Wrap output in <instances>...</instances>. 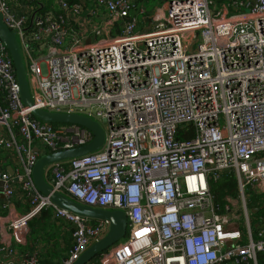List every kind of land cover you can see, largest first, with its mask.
I'll return each mask as SVG.
<instances>
[{
	"label": "built area",
	"instance_id": "1",
	"mask_svg": "<svg viewBox=\"0 0 264 264\" xmlns=\"http://www.w3.org/2000/svg\"><path fill=\"white\" fill-rule=\"evenodd\" d=\"M37 1L0 0L34 101L24 105L0 40V125L7 131L0 148L21 160L13 175L0 170V264H41L38 252L20 249L30 223L47 210L72 233L62 264H74L110 229L109 221L61 209L36 188L41 156L94 137L78 125L41 123L35 109L83 115L105 130L99 151L45 170L56 191L127 216L124 240L89 264H259L264 227L253 233L248 201H264V0H170L144 33L136 0H96L105 17L90 22L91 35L72 25L84 16L80 3L55 0L56 13L39 15L31 7ZM226 173L235 175L239 194L221 208L210 180ZM18 197L29 204L21 214Z\"/></svg>",
	"mask_w": 264,
	"mask_h": 264
},
{
	"label": "water",
	"instance_id": "2",
	"mask_svg": "<svg viewBox=\"0 0 264 264\" xmlns=\"http://www.w3.org/2000/svg\"><path fill=\"white\" fill-rule=\"evenodd\" d=\"M0 40L8 49L14 63L16 75L21 91V98L27 108L34 106L30 87L26 76L21 46L14 32L4 23L0 13ZM90 42V41H89ZM34 119L41 123L56 125H78L86 128L93 134L94 139L83 147L63 150L41 156L33 168L32 178L36 188L59 208L91 221H109L110 229L101 240L93 243L74 264H89L97 256L106 252L127 235L128 219L123 211L93 209L84 206L63 193L56 191L46 180L45 170L48 166L67 160L77 159L99 151L105 144V130L102 125L86 116L70 113H52L42 109L32 112ZM4 183L0 182L1 198L4 201ZM260 209L252 210L258 213Z\"/></svg>",
	"mask_w": 264,
	"mask_h": 264
},
{
	"label": "crops",
	"instance_id": "3",
	"mask_svg": "<svg viewBox=\"0 0 264 264\" xmlns=\"http://www.w3.org/2000/svg\"><path fill=\"white\" fill-rule=\"evenodd\" d=\"M74 3H80L85 9L84 16L78 22V25L73 24L74 28H78L83 30L85 34L91 35L90 22L101 23L104 20L105 13L98 6V2L96 0H72ZM39 3L46 8L53 10V12H57L58 6L55 3V0H39ZM143 10V9H142ZM144 11V10H143ZM155 11H157L155 9ZM153 14L148 15L146 11L140 13V15L144 16V20L139 22L138 33H144L150 30V22L149 20L154 16ZM77 29V30H78ZM0 134H7L6 128L0 125ZM18 136V134H17ZM20 139V137H19ZM35 150L38 152L42 151L39 145L35 146ZM20 157L19 154L15 151H7L0 148V170H4L13 175L20 166ZM47 181L51 184L52 178L48 177ZM4 201L1 198L0 192V234L6 230V224L3 221L6 212L2 208ZM21 206L22 210L24 208V212L28 209V202H26L25 198L18 197L15 200L14 210L19 214L24 213L21 210H18L17 206ZM32 225L34 228H32ZM58 226L62 227L59 228ZM59 228L60 233H56V228ZM36 233L34 237L31 235ZM73 245L72 233L69 230L68 225L64 223H59L53 219L52 211L47 214H42L37 217L30 223V233L27 238V243L20 249L21 253L24 255L31 254L33 252H38L41 256L42 264L46 261L45 264H62L63 260L68 257ZM44 260V261H43Z\"/></svg>",
	"mask_w": 264,
	"mask_h": 264
},
{
	"label": "trees",
	"instance_id": "4",
	"mask_svg": "<svg viewBox=\"0 0 264 264\" xmlns=\"http://www.w3.org/2000/svg\"><path fill=\"white\" fill-rule=\"evenodd\" d=\"M218 3L223 2H229L231 0H216ZM73 2V1H72ZM144 2V0H136V6H135V14L141 13L142 8L139 7L140 3ZM34 7V11L37 12L39 15H44L48 13L49 11H52L45 6H42L38 1L31 4V7ZM146 11V10H144ZM143 11V12H144ZM56 13V12H55ZM135 15V16H136ZM138 17V16H137ZM62 124H56L53 125L55 128H58ZM210 186H211V193L214 198V202L218 204L221 208L224 207L226 204V198H233L236 199L238 197V183L237 179L234 174L232 173H226L221 176L220 179L217 181L210 180ZM248 208L250 210H256L260 209L258 213H253V215H259L262 211H264V201L261 200L260 197H257L255 195H251L250 200L248 201ZM50 211H44L42 214H47ZM261 227H264V217L262 220L254 219L253 222V233H256ZM41 258V256H40ZM42 259V258H41ZM44 261V260H43ZM258 262L259 264H264V255L258 256ZM46 261L43 263L45 264ZM42 264V262H41Z\"/></svg>",
	"mask_w": 264,
	"mask_h": 264
},
{
	"label": "rangeland",
	"instance_id": "5",
	"mask_svg": "<svg viewBox=\"0 0 264 264\" xmlns=\"http://www.w3.org/2000/svg\"><path fill=\"white\" fill-rule=\"evenodd\" d=\"M168 1H170V0H144V2L140 3L139 7L142 8L143 10H146V13H147L148 15L151 16V14L154 13L155 9H157V8H159V7H161V6H163V4H164V3H167ZM241 11H242V10H240V11H238V12H241ZM234 13H235L234 11H231L230 14L232 15V14H234ZM137 16H138V20H139V22L141 23V21L144 20V16H143V15H140L139 13L137 14ZM103 126L106 127V124L103 123ZM17 208H18V210H21L22 212H24V208H23V210H22V207H21L20 205L17 206ZM250 209H251V208H250ZM27 210H28V209H27ZM27 210H26V211H27ZM26 211H25V212H26ZM263 217H264V211H262L259 215H255V216H254L253 213H252V210H250V219H252L253 221H254V219L262 220ZM251 225H252V224H251ZM58 227H59V228H62V227H60V226H58ZM58 227L56 228V233H60V230H59ZM32 228H34L33 225H32ZM35 234H37L36 231H35V233H33L31 236L34 237ZM122 240H124V238H123Z\"/></svg>",
	"mask_w": 264,
	"mask_h": 264
}]
</instances>
